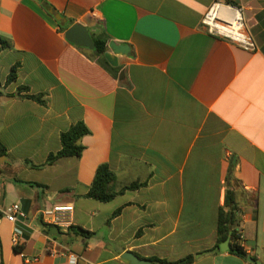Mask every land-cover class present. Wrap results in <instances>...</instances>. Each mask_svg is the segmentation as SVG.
<instances>
[{
  "label": "crops",
  "instance_id": "obj_1",
  "mask_svg": "<svg viewBox=\"0 0 264 264\" xmlns=\"http://www.w3.org/2000/svg\"><path fill=\"white\" fill-rule=\"evenodd\" d=\"M227 1L254 50L206 31L205 15ZM74 24L93 41L107 37L110 70L66 39ZM2 38L11 47L0 53V212L19 204L26 217L11 223L0 213V264H68L70 254L77 264H130L126 252L252 264L215 250L228 190L241 245L264 264V0H0ZM80 121L90 131L81 157L32 166ZM102 164L116 174L115 190L146 184L107 203L88 198ZM58 205L73 212L56 234L41 212Z\"/></svg>",
  "mask_w": 264,
  "mask_h": 264
},
{
  "label": "trees",
  "instance_id": "obj_2",
  "mask_svg": "<svg viewBox=\"0 0 264 264\" xmlns=\"http://www.w3.org/2000/svg\"><path fill=\"white\" fill-rule=\"evenodd\" d=\"M227 5H230L233 7V4L231 2L227 1ZM45 9L48 11L51 9V6L47 3H44ZM63 30L67 29V26L62 27ZM107 37H97L94 39L95 43V49L94 54L96 57H98L99 62L106 68H110L105 63L104 59V53L106 51L107 46ZM11 45L9 42H7L4 38L1 39L0 42V53L2 50L10 48ZM17 79V73H16V67L12 68V71L10 75L8 76L7 81L13 82ZM21 91H28L26 87H23L20 89ZM27 98H30L32 100L37 101L40 104H45V101L43 99V96H35V95H28ZM90 131L84 124V122L80 121L73 126H71L67 131L63 132L61 134V149L56 152L52 153L47 157V160L42 165H32L34 168H40L45 165H51L55 161H57L60 158L65 157H81L82 153L85 149V147L80 143V140L86 136L89 135ZM4 147L0 143V153L4 152ZM116 182V174L110 170L109 166L107 164L100 165L95 173L94 180L89 187V191L86 194V197L93 198L97 201L107 203L112 201L115 197H117L120 194H123L126 191H134L142 188L145 186V182H133L128 185L123 186L119 190H115L113 188V184ZM120 213V210H117L113 217H116ZM239 210L236 203L234 192L231 190H228L225 205L220 208L218 213V223H217V247H219L220 244L224 243L229 233H231L230 236V246L231 250L230 253L235 255L236 257H239L243 260L247 259V253L244 249V247L241 245V237L238 232V227L240 225V218H239ZM71 230H76L78 234L90 237L93 235L92 232L86 231L79 227H71ZM216 247V248H217ZM215 248V249H216ZM195 260L194 256H187L185 258H182L177 261H169L166 259H159V258H151L150 261L152 264H191Z\"/></svg>",
  "mask_w": 264,
  "mask_h": 264
},
{
  "label": "built area",
  "instance_id": "obj_3",
  "mask_svg": "<svg viewBox=\"0 0 264 264\" xmlns=\"http://www.w3.org/2000/svg\"><path fill=\"white\" fill-rule=\"evenodd\" d=\"M203 25L206 27L208 34L214 37L237 44L245 50L255 49L252 38L245 31L242 12L239 9L217 3L205 15ZM72 212V205H58L42 211L41 217L49 227L65 228L69 226ZM0 213L11 223H16L26 217L19 204H13ZM12 242L15 247L22 244L19 230L14 231ZM68 264H77L75 254L69 255Z\"/></svg>",
  "mask_w": 264,
  "mask_h": 264
},
{
  "label": "water",
  "instance_id": "obj_4",
  "mask_svg": "<svg viewBox=\"0 0 264 264\" xmlns=\"http://www.w3.org/2000/svg\"><path fill=\"white\" fill-rule=\"evenodd\" d=\"M49 13L51 15H54L56 20L60 22L61 24H66L67 20H65L60 14L55 13L53 9H50ZM65 37L70 43L74 45H77L83 48H89L92 50L95 49V43L93 39L91 38L88 29L80 24H74L70 26L65 32ZM110 46L116 52L122 51V49L124 48V46H120L115 43H111ZM53 233H56V234L59 233V229L55 227L53 229ZM230 236H231V233H229L227 240L224 243L220 244L219 247H217L215 250H220L222 252L230 251L231 250ZM123 258L129 261L130 264H151L152 263L150 260L141 259L137 255L131 252H126L123 255ZM247 261L252 264H260L259 262H256L253 258H251L250 256L247 257Z\"/></svg>",
  "mask_w": 264,
  "mask_h": 264
}]
</instances>
